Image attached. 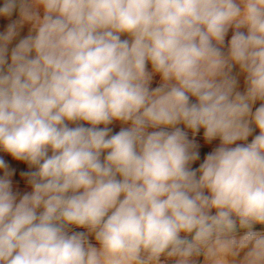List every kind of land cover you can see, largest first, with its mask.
<instances>
[{
	"label": "clouds",
	"instance_id": "9594fccd",
	"mask_svg": "<svg viewBox=\"0 0 264 264\" xmlns=\"http://www.w3.org/2000/svg\"><path fill=\"white\" fill-rule=\"evenodd\" d=\"M0 264H264V0H0Z\"/></svg>",
	"mask_w": 264,
	"mask_h": 264
}]
</instances>
